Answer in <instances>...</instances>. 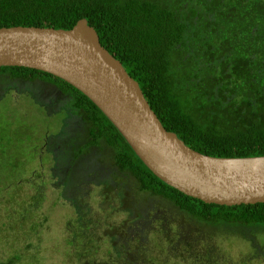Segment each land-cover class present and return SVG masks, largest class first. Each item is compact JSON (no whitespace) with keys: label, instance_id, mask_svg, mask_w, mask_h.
Masks as SVG:
<instances>
[{"label":"trees","instance_id":"trees-1","mask_svg":"<svg viewBox=\"0 0 264 264\" xmlns=\"http://www.w3.org/2000/svg\"><path fill=\"white\" fill-rule=\"evenodd\" d=\"M78 19L94 29L161 126L185 146L211 157L264 155V0H0V27L69 29ZM0 76L44 81L63 96L71 129L63 126L51 137L57 165L103 142L113 166L139 191L191 219L225 227L264 224V202L204 203L158 179L103 113L62 79L18 66H0Z\"/></svg>","mask_w":264,"mask_h":264},{"label":"rangeland","instance_id":"rangeland-1","mask_svg":"<svg viewBox=\"0 0 264 264\" xmlns=\"http://www.w3.org/2000/svg\"><path fill=\"white\" fill-rule=\"evenodd\" d=\"M54 90L0 76V264H264V224L191 219L103 142L57 165L51 137L71 121Z\"/></svg>","mask_w":264,"mask_h":264},{"label":"water","instance_id":"water-1","mask_svg":"<svg viewBox=\"0 0 264 264\" xmlns=\"http://www.w3.org/2000/svg\"><path fill=\"white\" fill-rule=\"evenodd\" d=\"M0 66L26 67L79 90L158 179L204 203L264 202V155L211 157L185 146L158 121L137 83L78 19L69 29L0 27Z\"/></svg>","mask_w":264,"mask_h":264}]
</instances>
